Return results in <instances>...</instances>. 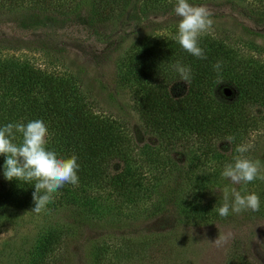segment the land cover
Listing matches in <instances>:
<instances>
[{
	"label": "rangeland",
	"instance_id": "obj_1",
	"mask_svg": "<svg viewBox=\"0 0 264 264\" xmlns=\"http://www.w3.org/2000/svg\"><path fill=\"white\" fill-rule=\"evenodd\" d=\"M79 1L58 0L56 4L68 9ZM176 2L149 0L148 5L159 6V13L154 15L133 12L130 5H122L118 11L115 7L105 8L112 16L102 27L98 26L97 31L89 30L84 23V3L77 5L80 15L62 25L45 22L26 26L3 19L0 22V68L8 71L26 65L43 72L71 74L72 85L83 94L94 112L122 122L131 145L163 156L167 151L161 148L156 135L144 128L134 105L133 92L117 81L125 73L121 60L125 54L148 48L155 51L169 48L173 52L182 49L175 38L180 20L174 12ZM189 2L212 12V29L201 37L205 51L220 53L223 66L250 67L264 82V0H233L235 5H231L230 0ZM0 7L4 8L3 2ZM134 13L136 16L132 15ZM53 47L60 48L59 52ZM232 74L230 71L226 76L231 80ZM230 80L221 81L217 86L219 94L223 87L230 89V96L225 97L228 99L236 94ZM185 90L183 81H174L170 87L175 96ZM249 107L248 114L254 122L239 135L238 142L235 140L236 143L230 145L226 138L218 139L212 146L215 155L206 154L196 165L182 160L179 153L173 154L180 168L179 175L189 180L186 186H181L183 193H187L185 198L202 209L198 213L203 218L180 223L169 213H148L147 204L156 198L152 190L139 200L127 201L114 193L105 194L92 188L87 195L93 206H84L86 221L81 226L73 223L70 216L72 211L82 208L76 204H72L74 210L68 209L62 207L67 201L57 202L54 198L43 211L36 213L32 211L33 198L16 201L8 198L0 200V264H27L26 259L20 263V257L25 256L41 236L56 231L62 224H70L76 233L66 248L60 249L64 251L61 264H88L86 248L90 245L98 247L102 254L96 264H264L260 247V242H264V181L257 179L246 185H233L221 176L224 166L238 155L236 148L241 144L251 145L246 156L264 163V112L256 104ZM190 143V150L197 149L196 141L188 140ZM110 164V169L114 170L120 162L114 160ZM167 169L171 170L168 166ZM157 170L156 167L148 169L155 174L147 173L146 183L158 177ZM3 177H0V186L7 183ZM154 185L153 182L151 186ZM233 187L242 194L255 192L261 201L260 210L221 217L218 208L223 204V190ZM219 235L228 236V240L217 247L214 241ZM128 242L135 244L140 253L127 255L124 243ZM138 243H144L141 250ZM32 254L29 251L27 258Z\"/></svg>",
	"mask_w": 264,
	"mask_h": 264
},
{
	"label": "trees",
	"instance_id": "obj_2",
	"mask_svg": "<svg viewBox=\"0 0 264 264\" xmlns=\"http://www.w3.org/2000/svg\"><path fill=\"white\" fill-rule=\"evenodd\" d=\"M57 1L0 0L4 3V8L0 7V22L6 19L26 26H39L45 22L62 25L76 19L80 15L77 5L84 3V23L89 30L97 31L98 26L108 22L112 16L108 10L114 7L118 11V7L130 5L133 12L159 13V6L148 5L149 0H80L68 9L56 4ZM230 4L235 5L233 0ZM243 11L246 12L245 9ZM132 15L136 16V13ZM200 46L204 49L202 38ZM52 49L59 52L60 48ZM205 54V59H199L183 48L175 52L169 48L158 51L148 48L121 58L125 73L118 77L117 82L133 92L134 105L144 128L156 135L161 148L167 151L163 156L151 149L143 150L131 145L122 122L94 112L83 94L72 85L71 74L43 72L26 65L8 71L0 68V127L8 123L26 124L36 119L43 120L49 132L48 147L61 157L75 155L78 158L79 185L66 184L54 195L57 202L67 201L62 207L72 209V204L82 207V210L72 209L74 211L70 213L72 222L78 226L86 221L84 206H93L87 194L94 187L127 201L139 200L152 190L156 198L147 204L148 213H169L180 223L203 218L198 213L202 209L185 198L187 193H183L181 186H186L189 180L179 175L180 168L173 154L179 153L182 160L196 165L206 154L215 155L216 150L212 146L218 139L232 137L230 145L238 142L239 135L254 122L248 114L250 105H258L264 112V82L257 72L243 64L223 66L222 63V69L217 73L213 65L221 61L220 53L205 51ZM177 61L192 69V79L188 84L183 81L186 90L179 96L170 92L171 84L180 79L173 67ZM229 70L233 73L231 80L226 76ZM219 79L230 80L236 89L234 97L228 99L217 92ZM188 140L196 141L199 150L195 147L190 150ZM4 160L5 157L0 156V177L4 175ZM114 160L120 164L111 170L110 162ZM153 167L158 169L159 175L146 183L147 173L149 176L155 174V171L148 172ZM3 179L7 183L0 186V200L33 198L34 185ZM153 182L155 185L151 186ZM70 227V224H62L56 231L41 236L35 245L28 248L30 250L26 249L20 263L26 259L27 264H61L64 251L60 249L66 248L76 233ZM124 244L127 255L140 253L135 244ZM143 244L138 243L140 250ZM29 251L34 253L31 258H27ZM101 255L98 247L90 245L86 248L85 262L96 264Z\"/></svg>",
	"mask_w": 264,
	"mask_h": 264
},
{
	"label": "clouds",
	"instance_id": "obj_3",
	"mask_svg": "<svg viewBox=\"0 0 264 264\" xmlns=\"http://www.w3.org/2000/svg\"><path fill=\"white\" fill-rule=\"evenodd\" d=\"M175 14L180 17L176 40L180 46L192 56L205 59L206 54L200 46V39L213 26L212 12L205 6H195L189 0H177ZM179 74L178 81L187 84L192 79L190 66L179 61L173 65ZM213 69L220 73L222 62L217 61ZM223 79H219L217 84ZM17 134H20L17 136ZM48 127L43 120L36 119L25 123H8L0 127V156H4L3 174L8 181L17 180L34 185L32 194L34 207L32 211L40 213L52 202L54 195L66 184L79 185L78 158L75 155L64 158L48 147ZM17 140L19 142L17 143ZM231 143L232 137L226 138ZM251 145L241 144L236 148L237 156L232 163L224 166L221 173L233 185H246L257 179L264 181V163L259 159H251L245 154ZM34 182V183H33ZM260 198L255 192L242 194L233 187L223 190V204L218 208L221 217L230 214H240L244 211L257 212L260 210ZM228 236L219 235L214 241L217 247L222 246ZM264 252V242H260Z\"/></svg>",
	"mask_w": 264,
	"mask_h": 264
},
{
	"label": "water",
	"instance_id": "obj_4",
	"mask_svg": "<svg viewBox=\"0 0 264 264\" xmlns=\"http://www.w3.org/2000/svg\"><path fill=\"white\" fill-rule=\"evenodd\" d=\"M220 94H222L223 97H229L231 94V91L228 87H223L220 91Z\"/></svg>",
	"mask_w": 264,
	"mask_h": 264
}]
</instances>
